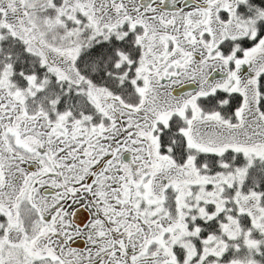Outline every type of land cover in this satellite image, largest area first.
<instances>
[{"label": "snow or ice", "instance_id": "1", "mask_svg": "<svg viewBox=\"0 0 264 264\" xmlns=\"http://www.w3.org/2000/svg\"><path fill=\"white\" fill-rule=\"evenodd\" d=\"M0 264H264V0H0Z\"/></svg>", "mask_w": 264, "mask_h": 264}]
</instances>
